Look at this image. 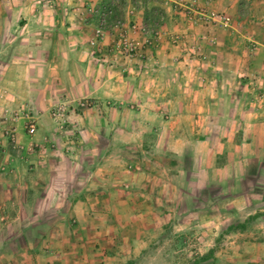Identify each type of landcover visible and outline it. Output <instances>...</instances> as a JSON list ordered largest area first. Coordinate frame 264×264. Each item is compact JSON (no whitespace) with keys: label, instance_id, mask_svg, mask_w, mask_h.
Wrapping results in <instances>:
<instances>
[{"label":"crops","instance_id":"obj_1","mask_svg":"<svg viewBox=\"0 0 264 264\" xmlns=\"http://www.w3.org/2000/svg\"><path fill=\"white\" fill-rule=\"evenodd\" d=\"M81 1L84 0H0L1 81L9 92H23L19 99L11 101L35 104L37 108L57 100L97 102L79 120L88 127L86 132L70 138L87 154L106 156L116 145L119 152L114 154L122 159L128 140L147 137L143 127L153 126L154 119L167 125L153 132L160 153L199 154L211 161L220 153L213 139L238 138V142L230 144L240 164H235L234 169L255 168L256 156L264 155V0H161L166 5L162 8L159 34L151 38L146 60L139 64L125 62L108 51L112 28L104 32L101 40L102 58L91 55L88 41L98 17L90 11L112 13L113 9V16L121 17L125 23L135 20L142 26L143 10L133 6L131 0H123L122 7L114 6V0ZM129 9L134 16L128 15ZM202 11L224 13L231 18V25L220 28L206 21ZM139 39L144 42L143 37ZM99 102L121 105L113 108L97 105ZM131 103H135L131 106L135 111H131L136 116L129 111ZM230 103L235 112L222 120L225 111L221 108H228ZM102 106L110 111L109 116L103 114ZM213 108L216 116L212 115ZM142 114L143 127L139 123ZM219 122L226 127L217 136L211 129ZM134 124L140 126L138 132ZM58 138L62 139L56 136L55 140ZM65 150L46 151L39 179H24L22 185L0 182L5 189H22L19 200H0V234L19 236L32 232L25 221L40 220L34 225L39 229L35 231L38 238L23 240L27 249L23 264H94L81 261L80 250L92 242L91 235H107L104 227L111 216L93 206L95 202L113 201L112 196L99 188L85 193L87 186L96 183L82 181L80 175L86 167L80 160L69 162ZM109 164L105 173L123 171L120 163L119 169ZM105 185L109 182L100 187ZM98 216L105 218L102 225L92 221ZM51 219L55 223L49 224L47 220ZM18 220H24L19 230L14 225L10 227L12 221ZM57 220H73L77 229L65 233ZM53 229V237L47 238L45 235H52ZM105 240L103 236L95 243L104 244Z\"/></svg>","mask_w":264,"mask_h":264},{"label":"rangeland","instance_id":"obj_2","mask_svg":"<svg viewBox=\"0 0 264 264\" xmlns=\"http://www.w3.org/2000/svg\"><path fill=\"white\" fill-rule=\"evenodd\" d=\"M122 2L123 0H114L112 4L122 7ZM130 3L143 10L145 17L142 26L135 20L125 23L121 17L113 16V9L112 13L108 10L97 13L96 9L92 11V7H89L90 12L98 17L94 30L100 27L104 33L112 28L109 34V52H112V41L123 31L139 43H148V47L151 38L154 39L159 34L162 8L166 4L163 5L161 0H131ZM132 9L128 10L130 17L134 16ZM201 13L206 21L220 28H228L231 25L230 23L228 27H223L208 18L211 14L224 13ZM109 16L111 21H108ZM132 24L136 26L134 33L130 28ZM140 37L144 38V42ZM112 53L122 57L119 52ZM105 65L111 66L110 63ZM1 77L0 182L11 185L16 181L22 185L24 179H39L43 176L39 168L44 166L42 162L47 158L46 151L63 148L66 149L65 155L68 151L69 162L80 160L81 165L86 167L85 172L80 175L82 181L85 180L87 184L96 183V186H87L85 193H93L99 188L112 196L111 202L94 203L93 208L100 207L99 209L106 210L111 216L106 219L104 227L107 235H91L92 242H88L89 245L84 244L83 251L80 250L78 257H82L81 261L94 264H264V155L256 156L259 158L255 161L254 169L236 170L235 164H240L231 145L238 142V138L231 140L228 137L213 139V144L216 143L214 146L220 153L211 161L207 156L199 154L160 153L159 148H156L158 140L153 139V132L156 129L164 130L167 125L153 119V126L143 127L144 114L139 117V123L146 129L147 137L129 139L122 159L114 154L119 152V147L115 144V147L111 146L112 154H87L83 148L78 147L76 140L73 143L72 139L77 138L81 132H86L88 127L82 126L79 120L91 112L89 109L97 102L57 100L46 102L43 108H37L35 104H21L11 99H19L23 92H9L6 89L9 87L1 81ZM103 104L113 108L121 105L119 102H99L97 105ZM132 105L135 103L129 104L131 115L134 110ZM232 105L230 103L228 108H221L225 111L222 120L227 118L226 114L232 115L233 111L235 112ZM102 108L103 114L109 116L110 111ZM66 109H70L71 113L65 116L63 111ZM133 114L136 116V113ZM213 114L217 115L215 108L212 109ZM57 115L60 116L58 119ZM145 118L147 119V115ZM136 120L134 117V121ZM133 126L137 132L140 130V126L139 129L135 124ZM32 127L33 133L30 132ZM224 127L226 125L219 122L217 126H212V133L222 135L221 129ZM56 136L62 139L55 140ZM80 140L83 143L82 136ZM86 140L89 141L87 138ZM244 157L247 158V155ZM63 162L66 164V160ZM244 162L245 160L242 164ZM106 163L117 169L122 165L123 171L105 173ZM119 163L120 166L117 165ZM125 168L128 171H124ZM105 182H109V185L100 187ZM21 194V187H16V190L0 187L2 202L10 197L19 200L17 197ZM2 208H5L4 205ZM23 221H12L10 227L14 225L19 230ZM47 221L49 224L55 223V219ZM57 221L65 233L77 229L78 224L73 220ZM92 221L102 225L105 218L98 216ZM26 222L32 232L19 236L0 234V264H23L24 255L27 256L23 240L27 242L28 238H38L39 235L35 234V231L39 229L34 225L40 220L32 219ZM47 232L50 230L47 229ZM52 232V235L45 236L53 237L55 230ZM103 236L107 239L104 244L95 243ZM33 255L34 252H31V256Z\"/></svg>","mask_w":264,"mask_h":264},{"label":"built area","instance_id":"obj_3","mask_svg":"<svg viewBox=\"0 0 264 264\" xmlns=\"http://www.w3.org/2000/svg\"><path fill=\"white\" fill-rule=\"evenodd\" d=\"M213 22L220 24L223 27H228L230 25V18L225 14H211L208 15ZM131 32L136 31L135 24L130 26ZM104 37V33L100 27L94 30L92 37L88 41L89 48L91 49V55L96 56L98 59L102 58V50L100 49V42ZM148 43H139L133 38L129 37L127 32H121L118 37H116L110 46L112 52H119L122 57L125 59V62H144L146 60ZM83 105V104H82ZM71 113L70 109L63 111L65 116ZM60 117V116H59ZM58 115L56 119L59 118ZM30 132L33 133V127L30 129Z\"/></svg>","mask_w":264,"mask_h":264}]
</instances>
